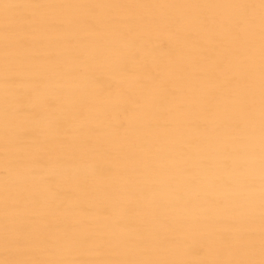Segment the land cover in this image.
I'll use <instances>...</instances> for the list:
<instances>
[{
    "label": "bare ground",
    "instance_id": "obj_1",
    "mask_svg": "<svg viewBox=\"0 0 264 264\" xmlns=\"http://www.w3.org/2000/svg\"><path fill=\"white\" fill-rule=\"evenodd\" d=\"M0 264H264V0H0Z\"/></svg>",
    "mask_w": 264,
    "mask_h": 264
}]
</instances>
